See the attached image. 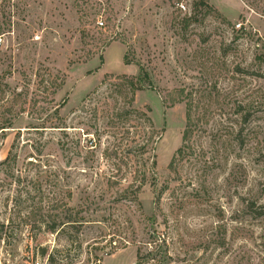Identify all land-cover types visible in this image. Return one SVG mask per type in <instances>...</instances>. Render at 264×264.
<instances>
[{"label":"rangeland","instance_id":"374dc122","mask_svg":"<svg viewBox=\"0 0 264 264\" xmlns=\"http://www.w3.org/2000/svg\"><path fill=\"white\" fill-rule=\"evenodd\" d=\"M0 38V264H44L40 246L56 245L76 264H137L152 234L142 264H264L249 208L264 205V0H0ZM140 66L132 106L160 138L135 201L137 122H106L131 96L116 76ZM177 88L198 120L170 165ZM53 220L84 221L81 252L44 231Z\"/></svg>","mask_w":264,"mask_h":264},{"label":"trees","instance_id":"16d2710c","mask_svg":"<svg viewBox=\"0 0 264 264\" xmlns=\"http://www.w3.org/2000/svg\"><path fill=\"white\" fill-rule=\"evenodd\" d=\"M248 1V0H247ZM257 1V0H255ZM259 1V0H258ZM263 1V0H260ZM124 63L128 64L126 57H124ZM117 79L120 80L119 83L114 84L118 88V92H122L123 90H127L126 93H130L131 96L128 99L127 108L122 109L119 112H116L115 119L111 118L106 122L109 126H114L118 121H127L129 119H135L136 125H132L134 128L133 133L135 135V139L131 141L134 142V146H131L127 149L129 159L133 155L135 159H137V166L134 167L131 174V183H128L127 186L123 189V192H127L129 194H134L135 201L138 200L137 194L140 188L145 184L146 174V162L151 158L150 167H154L156 164L154 152V146L157 140L160 138L159 131L155 128L151 117L148 115V108L145 110L137 109L132 106V102L134 101L135 92L147 81L148 75L142 66L139 67V74L136 77H126V76H116ZM176 95H179L178 100L176 102H185V127L182 133V144L179 146L172 158L170 165L176 158L184 157L185 152L183 151L185 148V143L189 139L191 133L194 130L196 125L195 115L193 112V101L190 93L185 92L184 88L174 89ZM126 97V96H125ZM127 135L130 134V129L126 131ZM90 146H97V139L91 142ZM117 151H114L115 154ZM112 155V153H111ZM110 155V156H111ZM116 157V156H115ZM126 156H124L125 158ZM123 157H119L117 163H113L117 172L121 171L122 164L127 166L129 165L128 161H126ZM116 159V158H115ZM129 165L128 168H130ZM123 176V175H122ZM121 178L114 179L112 176L108 178L107 183L109 186L119 185ZM249 208L255 211L256 215L262 216L264 215V205H255L253 202L249 204ZM84 225V221L74 220V222H66L61 220H53L50 222H44V231L55 234V238H63L67 242L68 247H73L74 250H78L81 252L82 248V230L81 228ZM152 243L154 246L148 250L146 253H142V249L140 247L137 248L136 252V262L137 264H142V261L147 258L148 254H153L156 248L159 246L157 242L160 238L155 234H152ZM110 242L112 239L109 240ZM95 247L94 249H96ZM67 248H60L59 246H54L49 249L46 246H40L39 248V256L43 257L44 264H76L73 258H70L68 254H66ZM93 256V262L87 264H98L101 260L95 252H89L88 259Z\"/></svg>","mask_w":264,"mask_h":264},{"label":"built area","instance_id":"2783aa9c","mask_svg":"<svg viewBox=\"0 0 264 264\" xmlns=\"http://www.w3.org/2000/svg\"><path fill=\"white\" fill-rule=\"evenodd\" d=\"M180 7H181L182 9H185V5H184V4H180ZM99 24L102 25L103 22H102V21H99ZM0 43H1V38H0Z\"/></svg>","mask_w":264,"mask_h":264}]
</instances>
